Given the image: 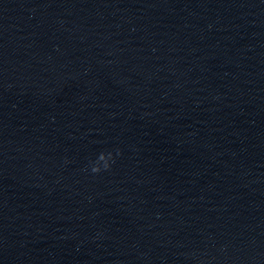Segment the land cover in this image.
I'll use <instances>...</instances> for the list:
<instances>
[{"label": "clouds", "instance_id": "1", "mask_svg": "<svg viewBox=\"0 0 264 264\" xmlns=\"http://www.w3.org/2000/svg\"><path fill=\"white\" fill-rule=\"evenodd\" d=\"M120 155V150H105L97 154L94 160H90L84 171H90L92 174H100L101 172L110 171L115 157ZM69 161L65 160V163Z\"/></svg>", "mask_w": 264, "mask_h": 264}]
</instances>
